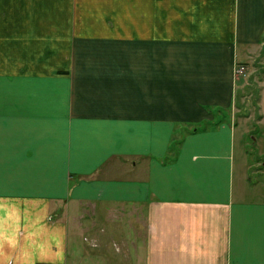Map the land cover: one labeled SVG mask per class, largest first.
<instances>
[{
	"label": "crops",
	"instance_id": "crops-1",
	"mask_svg": "<svg viewBox=\"0 0 264 264\" xmlns=\"http://www.w3.org/2000/svg\"><path fill=\"white\" fill-rule=\"evenodd\" d=\"M43 262L264 264V0H0V264Z\"/></svg>",
	"mask_w": 264,
	"mask_h": 264
},
{
	"label": "rangeland",
	"instance_id": "rangeland-1",
	"mask_svg": "<svg viewBox=\"0 0 264 264\" xmlns=\"http://www.w3.org/2000/svg\"><path fill=\"white\" fill-rule=\"evenodd\" d=\"M246 69V68H245ZM246 72H247V70H244V72L243 73H241L242 75H244V74H246ZM252 89V88H251ZM257 92H258V90H257V88H253L252 89V91H251V94H252V96L250 97V99H251V102H252V105H253V103H255V101H256V94H257ZM250 125V127H251V125L253 126V124H249ZM255 135V134H254ZM252 136V135H251ZM250 147V151L251 152H253V153H255L256 152V146H253V145H251V146H249ZM113 253H114V255H115V252L113 251ZM118 256V255H117Z\"/></svg>",
	"mask_w": 264,
	"mask_h": 264
},
{
	"label": "built area",
	"instance_id": "built-area-1",
	"mask_svg": "<svg viewBox=\"0 0 264 264\" xmlns=\"http://www.w3.org/2000/svg\"><path fill=\"white\" fill-rule=\"evenodd\" d=\"M244 70H245V66L242 65V64L239 65V66L237 67V69H236V71H237L238 73H243ZM41 264H52V263H49V262H43V263H41Z\"/></svg>",
	"mask_w": 264,
	"mask_h": 264
}]
</instances>
